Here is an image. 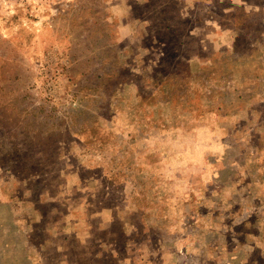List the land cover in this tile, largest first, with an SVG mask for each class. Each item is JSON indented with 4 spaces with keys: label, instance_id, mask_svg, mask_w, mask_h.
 I'll use <instances>...</instances> for the list:
<instances>
[{
    "label": "rangeland",
    "instance_id": "374dc122",
    "mask_svg": "<svg viewBox=\"0 0 264 264\" xmlns=\"http://www.w3.org/2000/svg\"><path fill=\"white\" fill-rule=\"evenodd\" d=\"M0 264H264V0H0Z\"/></svg>",
    "mask_w": 264,
    "mask_h": 264
}]
</instances>
